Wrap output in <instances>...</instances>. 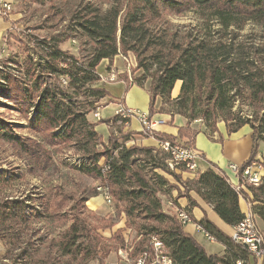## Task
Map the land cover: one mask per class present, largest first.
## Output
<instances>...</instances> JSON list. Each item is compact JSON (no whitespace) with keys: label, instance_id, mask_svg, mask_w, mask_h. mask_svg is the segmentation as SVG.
<instances>
[{"label":"trees","instance_id":"obj_1","mask_svg":"<svg viewBox=\"0 0 264 264\" xmlns=\"http://www.w3.org/2000/svg\"><path fill=\"white\" fill-rule=\"evenodd\" d=\"M48 1L52 11L59 10V1L67 10L60 34L33 39L35 54L30 51L22 62L14 58L9 61L12 65L0 62V97L28 123L27 131L41 140L23 138L16 130L19 125L0 116V142L10 145L28 164L25 173L33 178L40 177L37 169L46 171L53 152L73 150L77 159L71 167L97 182V188L109 194L112 205L104 216L92 212L87 203L99 196L97 188L91 196L77 197L65 194L63 186L43 194L0 200V238L8 247L26 245L24 237L33 223L45 221L52 231L38 239L46 246L43 250L33 242V250L17 248L18 257L6 255L0 264H106L114 249L124 248V237L118 230L106 239L101 231L112 229L122 217L126 229L136 233L137 253L150 246L154 238L164 244L173 264H257L247 248L203 218L198 225L225 248L223 255L208 253L185 233L184 225L168 206L173 196L167 187L176 190V199H187L193 207L197 204L190 193L195 192L234 228L246 218L240 207L244 198L251 205L252 215L261 221L264 234V176L258 188H237L211 163L207 171L183 181L182 175L190 172L185 164L171 171L167 164L173 159L171 153L136 143L127 145L133 136L149 133L129 132L118 139L111 131L104 139L99 124L89 116L114 103L101 85L99 66L131 53L137 70L143 72L133 85L144 87L149 82V118L165 114L187 121L176 137L159 132L152 136L161 142L195 148L201 132L192 128L196 121L205 124L209 138L218 132L219 121L225 124L228 135L249 126L253 150L242 165L248 167L257 160L259 144L264 143V59H260L262 51L244 46L232 30L243 31L248 24L264 25V0ZM188 13L199 16L201 23L195 33L171 34L166 16ZM212 22L220 28L215 34L210 32ZM72 40L79 42L77 54L61 48L64 41ZM120 78L130 92L128 75ZM179 81L180 94L173 100L171 93ZM239 102L251 110V118L234 112ZM112 120L118 123L123 119L114 116ZM169 177L182 184L184 192L171 185ZM14 179L6 171L0 173V190ZM55 232H59L57 236Z\"/></svg>","mask_w":264,"mask_h":264},{"label":"rangeland","instance_id":"obj_2","mask_svg":"<svg viewBox=\"0 0 264 264\" xmlns=\"http://www.w3.org/2000/svg\"><path fill=\"white\" fill-rule=\"evenodd\" d=\"M70 2H74L76 0H69ZM97 1V0H91ZM59 10H50V3L48 0H16L11 9V14L18 15V20L13 22V30L9 33L7 37V51L4 54L1 64L7 63L10 64V60L12 58L17 59L19 62H22L28 53L30 52L32 55L35 54V50L33 48L36 45V42L33 39H48L52 36H57L60 34L64 27V21L67 20L68 13L67 10L60 1L57 3ZM168 23L167 29L171 34L173 33H182L189 34L191 32L195 33L197 27L200 25L199 16L194 13H188L184 16H174L167 15L165 19ZM215 22L211 23L210 32L216 33L219 31V27ZM233 35L239 38V41L247 46V48H254L256 50L262 51V55L260 59H264V25H253L248 24L243 31L232 30ZM79 42L75 41H64L61 45V48L65 51L73 52L77 54ZM29 50V51H28ZM131 56L135 59V56L129 53L127 56ZM35 57V56H34ZM117 61L120 59L122 61V69L125 68V62L121 57L115 58ZM114 59V61H115ZM136 60V59H135ZM113 61V62H114ZM137 63V62H136ZM135 64V68L132 71L133 79H139L142 77L143 72L137 70V64ZM15 66V65H14ZM16 67V66H15ZM13 67V68H15ZM119 69V67H118ZM125 70V69H124ZM121 71V69H120ZM102 85V84H101ZM136 85V84H135ZM145 86L149 90V82H146ZM106 91L110 94L111 100L113 102H118L121 97L128 94L127 86H118V85H106ZM133 94V92H132ZM130 94V95H132ZM109 99L105 100L107 102ZM234 112L238 113L244 119L251 118V110L243 103H237ZM102 120L109 121L107 124L110 125V132L113 131V135L118 139H123L126 133L125 131V123L118 122L115 123L112 119L115 116V108L109 107L107 109L100 111ZM0 116L14 123L15 125H19L16 130L20 136L23 138H33L34 140H41L40 136H36L33 132L27 131L28 123L24 121L15 111L12 110V104L7 100L0 97ZM178 118V117H177ZM175 119V118H174ZM90 120L92 122L99 124V132L104 136V139L108 137V128L104 123H100V120L94 118V115H90ZM132 123L134 121L132 120ZM222 121H219L218 124H221ZM194 128H204L205 124L201 121H196L192 124ZM124 127V128H123ZM102 130V132L100 131ZM131 137V135H129ZM133 138V137H132ZM122 142V140H120ZM128 146L131 143H127ZM136 145L140 147H145L142 144ZM102 150V148H100ZM259 154H264V144H261L259 149ZM21 157H17L13 151V148L5 143L0 142V173L6 171L8 175L15 179L6 187L1 188L0 190V200L3 201L6 198H15L22 195L30 194L37 195L40 193H44L45 190L50 189L54 186H63L65 189V194H74L77 197L80 196H91L93 191L98 187V183L95 182L92 178L82 176L78 172H76L71 166L76 163L77 154L73 150H59L58 152H53L52 162L49 161V166L46 171L43 173L37 169L35 172L39 174L40 177L35 175L37 178H33L34 176L26 175V169L28 164H25ZM168 164V161H167ZM168 168L171 171H176V169H172L169 164ZM179 173V171L177 172ZM23 176V179H19V177ZM183 181H186L188 178L186 175H182ZM170 184L176 185L182 192L183 186L182 184L176 183L171 177H169ZM171 192V196L176 195V190H173L169 186L167 187ZM175 199V198H174ZM172 201L175 204V201ZM177 206V204H175ZM88 206V205H87ZM171 209L170 204L168 205ZM89 207V206H88ZM110 211V207L106 204L98 210L100 215H106ZM49 227V223L47 222H39L33 223L30 226V230L27 232V236L24 237L25 244H19L17 247H8L5 242H2L0 238V259L4 258V256L9 255L10 258L18 257V249L21 247H27L29 251L33 250V246L31 243H35V247L39 249H44L46 246L41 245L38 239L44 238L47 234H51L52 231ZM59 232H55L54 235L57 236ZM132 242H136V233L132 234ZM205 246H208V241H203ZM18 248V249H17ZM17 249V251H15ZM215 249V247H214ZM116 251V249H114ZM113 251V253H114ZM214 252V251H213ZM97 264V263H93Z\"/></svg>","mask_w":264,"mask_h":264},{"label":"crops","instance_id":"obj_3","mask_svg":"<svg viewBox=\"0 0 264 264\" xmlns=\"http://www.w3.org/2000/svg\"><path fill=\"white\" fill-rule=\"evenodd\" d=\"M16 0H0V59L3 58L4 54L7 51L6 43L8 42L6 39L10 32L13 30V22L18 20V15L11 14V10L9 12H5L4 6L9 5L12 9ZM111 65H116L119 67L120 73L124 72L125 68L122 69V61L120 59L115 61L112 64H109V61H103L98 68L100 76L106 77L107 69ZM104 87L106 85H118V86H126L125 82L121 79L117 83H101ZM182 82H177L175 87L171 93L172 99H177L180 90H181ZM128 94L121 97V99L116 103H111L108 107L104 108L107 109L109 107L115 108V116L116 111L118 110L119 106H125L127 108H131L133 110L140 111L142 113L148 114L149 113V106H150V93L146 86L139 87L137 85H132ZM133 92V94H132ZM132 94V95H130ZM161 107V102L157 101V109ZM103 110V109H102ZM101 109L99 110L100 119L102 120ZM178 117V118H177ZM175 118V119H174ZM173 119L169 115L165 114H158L153 117L155 120H160L163 122V125L158 126L155 131L159 133H163L166 135L176 137L178 135V130L180 127H184L187 124V121L180 117L175 116ZM90 120V116H89ZM132 120L134 123H132ZM128 123L125 124V131L127 132H136L142 133V127L140 123L136 119H132ZM92 121V120H91ZM121 122V121H120ZM108 128V132L110 133V125L106 124ZM124 128V127H123ZM193 129H196L192 126ZM200 134L196 137L195 140V149L200 155V160L198 161V172L207 171L210 164L213 163L217 165L221 170H223L226 175L230 178L231 183L236 186L237 181L235 180L233 174L229 171L230 165H237L242 166L244 165L251 157L252 150H253V139H252V130L249 126L243 127L236 133L231 135L227 134L226 126L222 122L218 124V132L214 134L213 138H209L205 131V128H199ZM99 130V126H98ZM102 132V130L100 129ZM144 133V132H143ZM130 143H137L142 144L145 147H154V148H161V141L157 140L154 136L150 134L146 136H133ZM261 144H259V149ZM258 149V156L257 160L264 161V154H259ZM188 179H194L193 175L185 174ZM191 198L196 202L197 207H193L187 199H176V195H173L171 199L167 202L169 205L172 200L174 199L175 203L188 211L191 216L192 223L184 226L185 233L189 234L190 236L194 237L195 240L205 248V250L210 254L216 255H223L225 248L223 245L214 242L211 243L208 241L203 231L199 230L198 222H200L203 218H206L208 221L214 224L220 231H222L225 235L232 237L235 231L234 227H230L225 224L221 218L214 212L213 207L206 204L201 200V198L195 193H190ZM105 203L103 196L99 193V196L93 197L87 203L89 210L92 212L98 213L101 207ZM110 207V205H108ZM240 207L242 212L248 216L252 215L251 213V205L247 200L244 198L240 199ZM112 217V215H111ZM114 217V216H113ZM109 218V217H108ZM254 220L258 226V228L263 231V225L260 220L254 217ZM126 220L122 217L118 222H115V225L112 229H108L105 231H101V234L106 239H111L113 235L118 231L122 230V234L124 237V246L127 239H132L133 230L126 229L125 227ZM203 229V228H202ZM263 233V232H262ZM203 241H208V246H205ZM215 247V249H214ZM121 248L117 249L116 251L111 252L106 259V264H128L127 261L119 255V251ZM214 251V252H213Z\"/></svg>","mask_w":264,"mask_h":264},{"label":"built area","instance_id":"obj_4","mask_svg":"<svg viewBox=\"0 0 264 264\" xmlns=\"http://www.w3.org/2000/svg\"><path fill=\"white\" fill-rule=\"evenodd\" d=\"M4 9L7 13L11 10V7L5 5ZM118 57H121L124 60L125 71L120 73L116 65H111L109 70H107L106 77L100 76L102 82L117 83L121 80L120 76L126 73L130 84L133 85L134 79L132 71L135 68L134 63H136V60L130 55ZM93 115L97 120H101L99 110L93 113ZM116 116L123 119V121L136 119L140 123L142 131L151 135L153 132H156L155 129L158 126L163 125V122L160 120H155L153 118L150 119L149 114L125 106H119L116 111ZM161 148L165 152L171 153L173 159L169 160L168 164L172 169L176 168L179 164H185L190 172L188 175H193L195 178L196 173H198V161L200 160V155L195 148L172 145L169 141L161 142ZM229 171L237 181L235 187L242 189L258 188L261 186L264 176V161L256 160L251 165H248V167L230 165ZM97 190L102 194L105 203L112 205L109 194L100 187L97 188ZM170 206L184 226L192 223L191 216L185 209L176 206L172 202L170 203ZM199 230L203 231L204 236L208 241L211 243L215 242L214 238L202 228L199 227ZM232 238L234 241L241 243L247 248L249 253L256 259L257 264H264V234L258 228L253 216H246V218L236 226ZM136 243H138L137 240L136 242H132L131 239H127L124 248H121L119 251V255L124 258L128 264H173L171 258L167 254L164 244L158 239L153 238L150 242V246L138 253L136 252Z\"/></svg>","mask_w":264,"mask_h":264}]
</instances>
